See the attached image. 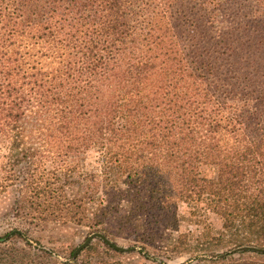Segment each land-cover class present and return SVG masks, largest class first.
Wrapping results in <instances>:
<instances>
[{
    "label": "trees",
    "instance_id": "trees-1",
    "mask_svg": "<svg viewBox=\"0 0 264 264\" xmlns=\"http://www.w3.org/2000/svg\"><path fill=\"white\" fill-rule=\"evenodd\" d=\"M0 139V189L27 163L32 213L86 225L103 255L129 252L111 237L153 261L188 248L181 203L222 221L201 260L264 254V0H0ZM90 149L99 172L69 197ZM90 247L61 263L123 264L80 262Z\"/></svg>",
    "mask_w": 264,
    "mask_h": 264
},
{
    "label": "rangeland",
    "instance_id": "rangeland-1",
    "mask_svg": "<svg viewBox=\"0 0 264 264\" xmlns=\"http://www.w3.org/2000/svg\"><path fill=\"white\" fill-rule=\"evenodd\" d=\"M7 152L6 144L0 139V171L2 162L7 160L3 157ZM42 163L43 165L38 167V171L48 172L52 169V164L49 161ZM34 167L37 168V166ZM99 167V154L95 149H90L77 169L75 171L73 169L67 195L72 196L81 184L84 186L86 183L88 184L90 175H97ZM30 168L31 166L29 167L27 163H22L20 167L12 171L13 175L10 179L5 181L7 186L0 189V234L15 229L23 232L22 237H13L6 242H0V264H63L61 262L68 260L72 252L77 254L79 252L75 253L77 248L87 240L90 241L86 246L91 245V247L80 252L79 260L83 263L97 258L106 260L120 258L123 264H264V254L251 251L234 252L226 258H217L214 261L201 260L199 256H206L210 254V250L220 251L222 248L220 245L210 249L206 247L204 240H210L211 234L204 231V227L208 224L211 227V232L217 233L222 221L218 216L210 213L205 222L196 223L190 213V208L184 203H181L179 207L181 216L179 232H190L191 243L188 248L182 249V252H175L171 247L158 251L155 247L148 246V250L155 252L158 256L153 261L143 257V253L140 252L141 243H136L132 237L126 236L111 237L109 240L116 242L120 248H124V251L128 249L129 252L122 255H103L102 239L98 238V233H90L86 225L75 220L64 219L60 214L48 213L47 218L44 219L45 217H38L32 213L25 201L26 196L32 194L31 189L26 190L23 186L28 182L25 176L31 170ZM200 173L206 177H215L216 170L213 165L202 164ZM45 177L49 181L54 180L50 175ZM44 250L53 254L52 258H49V255L46 257Z\"/></svg>",
    "mask_w": 264,
    "mask_h": 264
},
{
    "label": "water",
    "instance_id": "water-1",
    "mask_svg": "<svg viewBox=\"0 0 264 264\" xmlns=\"http://www.w3.org/2000/svg\"><path fill=\"white\" fill-rule=\"evenodd\" d=\"M89 241H90V240H87V241L84 242L82 245H80V246L77 248V250H76L75 253H77V252L80 251L82 248H84V247L87 245V243H88Z\"/></svg>",
    "mask_w": 264,
    "mask_h": 264
}]
</instances>
